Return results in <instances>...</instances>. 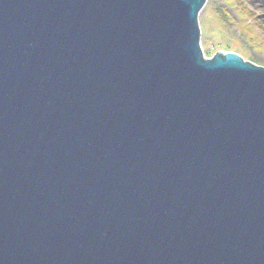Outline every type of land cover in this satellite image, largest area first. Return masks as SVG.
<instances>
[{"label":"water","instance_id":"1","mask_svg":"<svg viewBox=\"0 0 264 264\" xmlns=\"http://www.w3.org/2000/svg\"><path fill=\"white\" fill-rule=\"evenodd\" d=\"M206 1L0 0V264H264V67Z\"/></svg>","mask_w":264,"mask_h":264},{"label":"rangeland","instance_id":"2","mask_svg":"<svg viewBox=\"0 0 264 264\" xmlns=\"http://www.w3.org/2000/svg\"><path fill=\"white\" fill-rule=\"evenodd\" d=\"M199 25L207 58L234 52L264 67V0H207Z\"/></svg>","mask_w":264,"mask_h":264}]
</instances>
